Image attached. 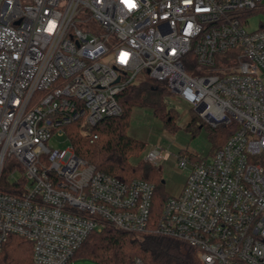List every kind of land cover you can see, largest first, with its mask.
Returning <instances> with one entry per match:
<instances>
[{
    "label": "built area",
    "instance_id": "obj_1",
    "mask_svg": "<svg viewBox=\"0 0 264 264\" xmlns=\"http://www.w3.org/2000/svg\"><path fill=\"white\" fill-rule=\"evenodd\" d=\"M260 15L264 0H0V182L15 190L0 191V250L17 235L33 264H70L111 225L184 242L201 264H264V19L248 29ZM144 78L211 128L235 125L155 220L153 184L99 171L66 133L120 117L118 96ZM166 156L152 146L145 161Z\"/></svg>",
    "mask_w": 264,
    "mask_h": 264
},
{
    "label": "trees",
    "instance_id": "obj_2",
    "mask_svg": "<svg viewBox=\"0 0 264 264\" xmlns=\"http://www.w3.org/2000/svg\"><path fill=\"white\" fill-rule=\"evenodd\" d=\"M187 59L186 68L193 73L196 68L193 55ZM169 96L165 83L144 78L118 96L123 109L120 117L105 119L92 129L83 126L81 120L66 127L76 155L94 164L99 171L126 183L142 180L155 186L152 220L159 216L170 196H165L162 172L157 166L146 161L131 162L142 154L146 144L129 135L130 115L135 108L149 109L166 130L176 132L179 130L176 124L178 114L167 107L165 99ZM204 125L194 113L185 129L195 137ZM229 127L230 133H211L213 155L235 131L234 124ZM9 184L3 177L0 191L15 194ZM79 259L96 264H134L136 259L145 264H201L198 250L184 242L153 233L124 232L111 225L100 233H92L70 263ZM0 264H33L32 244L20 236H10L0 250Z\"/></svg>",
    "mask_w": 264,
    "mask_h": 264
},
{
    "label": "rangeland",
    "instance_id": "obj_3",
    "mask_svg": "<svg viewBox=\"0 0 264 264\" xmlns=\"http://www.w3.org/2000/svg\"><path fill=\"white\" fill-rule=\"evenodd\" d=\"M264 19L262 15L249 19V30H257L259 23ZM223 61V57H218V67L223 64H230ZM167 107L173 109L178 115L176 121L179 130L170 132L164 128L163 123L154 116L151 110L144 108H135L130 115L129 135L146 144V149L142 154L134 158L131 162L134 164L145 161V155L150 147L155 146L162 149L167 154L166 160H161L157 168H161L164 182L165 196L177 195L183 186L185 179L189 174L190 167L201 160L210 159L213 156V144L210 142L211 133L225 134L230 133L229 126H220L213 129L207 124L202 126L201 130L193 137L191 131L186 130L184 120L191 118L194 111L185 103L175 102L170 97L165 99ZM183 123V124H182ZM182 126L184 128H182ZM67 133V132H66ZM65 139V137H64ZM55 148L66 147L65 144H59L56 139L50 143ZM180 153L187 154L191 158V164L185 170L179 168V161L176 158ZM19 179L20 176L17 175ZM70 264H96L91 260L79 259Z\"/></svg>",
    "mask_w": 264,
    "mask_h": 264
},
{
    "label": "crops",
    "instance_id": "obj_4",
    "mask_svg": "<svg viewBox=\"0 0 264 264\" xmlns=\"http://www.w3.org/2000/svg\"><path fill=\"white\" fill-rule=\"evenodd\" d=\"M190 120H191V118L184 120L183 123H186L184 126H187V125L189 124ZM183 123H182V124H183ZM182 128H184V127L182 126ZM166 159H167V156L165 157L164 160H166ZM159 170L161 171L162 169L159 168ZM186 180H187V178L185 179V182H186ZM185 182H184V184H185ZM184 184H183V185H184ZM182 187H183V186H182ZM182 187H181V188H182Z\"/></svg>",
    "mask_w": 264,
    "mask_h": 264
}]
</instances>
